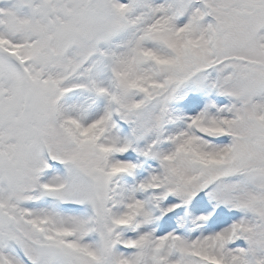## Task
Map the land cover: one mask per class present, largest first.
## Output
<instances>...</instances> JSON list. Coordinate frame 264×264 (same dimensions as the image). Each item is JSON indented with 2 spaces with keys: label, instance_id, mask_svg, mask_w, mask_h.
<instances>
[{
  "label": "snow or ice",
  "instance_id": "6c2138e0",
  "mask_svg": "<svg viewBox=\"0 0 264 264\" xmlns=\"http://www.w3.org/2000/svg\"><path fill=\"white\" fill-rule=\"evenodd\" d=\"M0 264H264V0H0Z\"/></svg>",
  "mask_w": 264,
  "mask_h": 264
}]
</instances>
